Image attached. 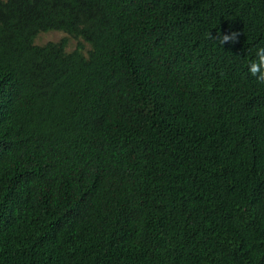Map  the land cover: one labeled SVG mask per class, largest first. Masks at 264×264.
<instances>
[{
	"label": "trees",
	"instance_id": "obj_1",
	"mask_svg": "<svg viewBox=\"0 0 264 264\" xmlns=\"http://www.w3.org/2000/svg\"><path fill=\"white\" fill-rule=\"evenodd\" d=\"M258 47L264 0H0V264H264Z\"/></svg>",
	"mask_w": 264,
	"mask_h": 264
},
{
	"label": "clouds",
	"instance_id": "obj_2",
	"mask_svg": "<svg viewBox=\"0 0 264 264\" xmlns=\"http://www.w3.org/2000/svg\"><path fill=\"white\" fill-rule=\"evenodd\" d=\"M240 33L231 32L229 34L220 33L212 37L209 33L208 38L216 41L219 45L226 43H235ZM248 73L251 77L255 78L257 83L264 85V47H258L256 50V58L248 62Z\"/></svg>",
	"mask_w": 264,
	"mask_h": 264
},
{
	"label": "rangeland",
	"instance_id": "obj_3",
	"mask_svg": "<svg viewBox=\"0 0 264 264\" xmlns=\"http://www.w3.org/2000/svg\"><path fill=\"white\" fill-rule=\"evenodd\" d=\"M64 37H65V35L63 33L56 32V31H50V32H46V33H41V34H39L36 37L35 44L44 45V44H46L48 42H58ZM75 45H76L75 41L69 39L66 49L70 52V51L74 50ZM84 47H85V50H86L88 48V45H86L84 43Z\"/></svg>",
	"mask_w": 264,
	"mask_h": 264
}]
</instances>
